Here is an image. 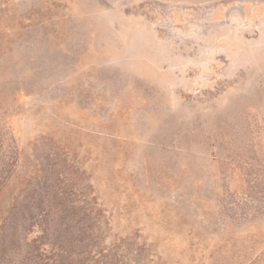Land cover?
I'll use <instances>...</instances> for the list:
<instances>
[{
	"label": "rangeland",
	"instance_id": "374dc122",
	"mask_svg": "<svg viewBox=\"0 0 264 264\" xmlns=\"http://www.w3.org/2000/svg\"><path fill=\"white\" fill-rule=\"evenodd\" d=\"M0 264H264V0H0Z\"/></svg>",
	"mask_w": 264,
	"mask_h": 264
}]
</instances>
